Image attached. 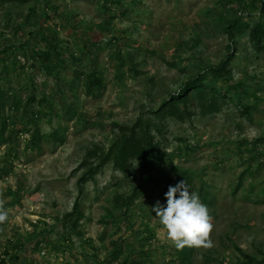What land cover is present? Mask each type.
<instances>
[{"label":"rangeland","instance_id":"rangeland-1","mask_svg":"<svg viewBox=\"0 0 264 264\" xmlns=\"http://www.w3.org/2000/svg\"><path fill=\"white\" fill-rule=\"evenodd\" d=\"M263 2L0 0V264H181L151 211L181 180L213 224L191 263L264 264ZM227 59L217 79L251 117L230 99L210 114L180 104L195 113L185 121L157 112ZM94 73L104 90L88 96L78 77ZM140 119L145 149L165 153L152 180L131 159L82 182L87 154L116 150Z\"/></svg>","mask_w":264,"mask_h":264},{"label":"trees","instance_id":"trees-1","mask_svg":"<svg viewBox=\"0 0 264 264\" xmlns=\"http://www.w3.org/2000/svg\"><path fill=\"white\" fill-rule=\"evenodd\" d=\"M31 15L34 17L33 22L37 21L36 23L37 25H39L40 29L43 28L42 24H44V22L42 23V18L38 17L39 13L37 8L33 9ZM230 28L233 29V27ZM255 31L261 35H264V24H258L253 30V33ZM29 35L30 37H33L34 31H30ZM27 41L26 43H24V45H28ZM41 56L46 55L42 54ZM56 56L59 57V61L63 60L62 55L57 54ZM47 58L50 59L49 56ZM229 62L230 59H227L221 68L212 69L213 73L216 75L210 78L212 80H208L207 77L201 74L195 79L187 82L178 92L171 94L170 100L166 101L162 108L159 109L157 112H162L165 110L166 113H169L171 115V117L178 118L180 121H185L188 118H192L195 113L190 111V107L185 106L184 109H181L180 104H184L187 106H190L191 104L195 105L196 100L198 99L202 102V104L200 103L199 105V107H201L202 113L210 114V112L215 113V111L220 108V105L226 102V99H230L236 103L243 115L251 117L253 115L254 106L251 104L245 105L243 102L244 97L241 94H237L236 98L231 99V94L233 90H231L230 87L228 88L227 85H224V83L219 82L217 79L220 76L228 75V73H224V71ZM78 78L79 80H85L84 87L85 92L88 96H93L98 92L104 90V79L102 77L97 76L95 73L92 75L83 74L80 75ZM223 90L225 91L223 95H221ZM219 95L221 96V98ZM209 97H211L210 100H208ZM206 100H208L207 103H205ZM32 101L35 102V98H32ZM141 120L142 119H140L138 123L132 128L123 127L124 132L125 130L130 132H126L121 141V145L118 146L116 150H110L108 153L103 154L101 156H99L98 152H96L95 150L90 151L87 154L84 166H88L89 171L82 178V182H87L89 176H94L98 172V170H100L102 167L106 166L110 162H114L115 167L118 170L126 172L130 168L131 159H140L142 162L141 169L144 172V181L148 182L152 180L150 176L164 162L165 153L154 146H152L149 150L145 149L143 141L138 135V130L144 129ZM94 156L99 158V163H97L96 165H94V162L90 161L91 158H93ZM179 174L180 176H185V173ZM194 248L195 247H185L182 250L181 264H192L191 258ZM254 262L255 260L249 257L248 263L253 264Z\"/></svg>","mask_w":264,"mask_h":264},{"label":"clouds","instance_id":"clouds-1","mask_svg":"<svg viewBox=\"0 0 264 264\" xmlns=\"http://www.w3.org/2000/svg\"><path fill=\"white\" fill-rule=\"evenodd\" d=\"M166 205L156 201L151 211L155 213L162 230L177 250L185 247L211 248L213 230L208 207L200 200L199 194L190 191L185 180L169 186L165 193ZM8 219L4 200L0 199V224Z\"/></svg>","mask_w":264,"mask_h":264}]
</instances>
